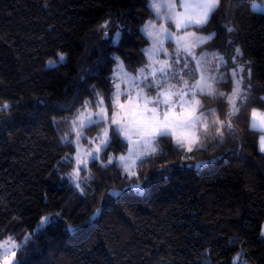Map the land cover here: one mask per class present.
Wrapping results in <instances>:
<instances>
[{"label":"trees","instance_id":"1","mask_svg":"<svg viewBox=\"0 0 264 264\" xmlns=\"http://www.w3.org/2000/svg\"><path fill=\"white\" fill-rule=\"evenodd\" d=\"M254 2L264 0H221L202 29L215 34L206 48L233 59L240 47L253 71L234 130L191 152L161 137V151L139 170L147 189L139 195L129 190L137 178L115 164L91 162L83 194L67 174L76 154L71 119L94 89L108 102L113 57L135 73L146 63L150 0H0V105H9L0 111V242L21 243L51 215L54 223L25 246L23 264H264V153L248 126L250 110L264 109V11ZM58 53L66 58L54 67ZM211 100L207 108L224 119L227 103ZM121 153L117 138L106 155Z\"/></svg>","mask_w":264,"mask_h":264},{"label":"snow or ice","instance_id":"2","mask_svg":"<svg viewBox=\"0 0 264 264\" xmlns=\"http://www.w3.org/2000/svg\"><path fill=\"white\" fill-rule=\"evenodd\" d=\"M220 5L221 0H179V5L176 0L166 3L150 0L149 7L164 23L157 28L154 22L149 21L142 28V32L151 40V47L142 50L148 58V64L138 70V76H132L124 69L123 61L119 57H113L116 68L111 79L116 90L108 97V104L105 105L103 94L94 89V100H85L71 120L75 139L69 142L76 145V155L75 167L67 176L82 194V184L91 179V176H81V172L87 171L90 161L95 163L99 160L102 167L115 164L127 177H136L137 182L131 186L143 192L144 189L138 182L139 170L148 162V157L159 153L161 137H169L178 148L191 152L193 148L205 146L204 141L211 129H215V137L220 140H223L226 131L230 133L234 130L232 118L239 115L241 105L249 99L251 87H244V76L239 75L244 72V67L237 65L233 69V86L229 92H225L218 85L227 82L224 74L220 73L221 65L226 66L227 61L219 53H209L206 50L199 54L196 52L197 48H202L213 40L214 33L199 35L198 30L210 22ZM254 10L264 11L262 8ZM169 24L174 25V30L168 27ZM100 27L106 30L108 23L105 22ZM228 31L233 29L229 28ZM103 34L105 37L108 35L107 31ZM120 37L119 31L114 32L112 43H118ZM166 42L174 44L172 53L165 47ZM235 51L237 55H242L239 48ZM160 53H164V59L158 58ZM57 55V60L48 62L54 67L66 58L63 53ZM182 58V68L177 71ZM122 83L125 85L123 88ZM121 97H124L123 102ZM204 97L223 99L227 103L229 107L224 119H221L215 108L204 111ZM261 99L264 100V97ZM93 103L95 111L92 110ZM109 107L112 109L111 115ZM8 108L6 103L0 105V111ZM248 126L251 131L259 133L258 151L264 153V109L250 110ZM95 127H99L100 131L89 139L85 133ZM117 138L126 148V153L107 156L108 149ZM64 139L68 140L67 134ZM81 141H87L89 146L83 153ZM102 154L106 156V162L101 159ZM108 195L118 196L120 193L111 191ZM100 211L98 208L96 215ZM51 223L54 220L44 216L21 243H17L13 237L0 242V264H23V252L31 242V237ZM68 230L75 229L68 226ZM17 252L21 253L19 259Z\"/></svg>","mask_w":264,"mask_h":264},{"label":"rangeland","instance_id":"3","mask_svg":"<svg viewBox=\"0 0 264 264\" xmlns=\"http://www.w3.org/2000/svg\"><path fill=\"white\" fill-rule=\"evenodd\" d=\"M158 2H161V3H166V2H169V0H158ZM176 2H177V5H179V0H176ZM253 6H254V8H262V9H264V3H259V2H254V4H253ZM153 10V9H152ZM178 10H179V8H178ZM164 11V9H162V12ZM153 13H154V17L152 18V19H150V20H148L145 24H147L149 21H152V22H154L155 24H156V27L157 28H159V26H160V24H162V23H164V20L163 19H160V18H157V16H156V14H155V12L153 11ZM144 24V25H145ZM168 27L170 28V29H172V30H174V25H172V24H169L168 25ZM191 30H196V29H191ZM198 34L199 35H205V36H207V35H209L210 33H206V32H204V31H202V29H200V30H198ZM148 40H149V43H148V45L146 46V48L145 49H148V48H150L151 47V40L148 38ZM206 45H204V46H202V48H197L196 49V52H197V54H199L202 50H206V51H208L209 53H219V55H221V56H223L224 57V60L225 61H227V65L225 66V65H221V67H220V73H222V74H224V76H225V79L227 80V82L225 83V82H221L219 85H218V87L222 90V91H226L225 90V86L226 85H228L229 83H231L232 84V81H231V72L233 71V69L234 68H236V66L237 65H241V66H243L244 67V72L243 73H239V75H241V76H244V83H243V86L244 87H247L248 85H251L250 84V80H251V77H252V68H251V66L249 65V63H248V61L245 59V58H243L242 57V55H243V52H242V50H241V48L240 47H238L239 49H240V52L242 53V55H237V54H234V57L233 58H235L234 60L233 59H230V58H227L223 53H221L219 50H214V49H209V48H206L205 47ZM165 47L168 49V52L169 53H172L173 52V49H174V44H172V43H170V42H166V44H165ZM146 56V55H145ZM159 59H164L165 57H164V53H160L159 54V57H158ZM120 60H122V59H120ZM231 60H232V65H231ZM123 61V60H122ZM123 64H124V62H123ZM146 64H148V58H147V56H146V63L144 64V66L146 65ZM182 64H183V58L181 59V64L180 65H178L177 66V68H176V70L177 71H179L181 68H182ZM158 66V65H157ZM192 65H191V63H190V67H191ZM124 69L130 74V75H132V76H138L139 75V72H131V71H129L127 68H126V66H125V64H124ZM249 72H250V75H249ZM187 78V77H186ZM121 79H123V77H121ZM232 86H233V84H232ZM121 87L123 88V87H125V85L122 83L121 84ZM115 88H114V92H115ZM152 94L154 95L155 94V92H154V90L152 91ZM104 96V95H103ZM90 100H92V99H90ZM93 100H94V98H93ZM104 100H105V105H107L108 104V102H107V99H106V97L104 96ZM124 101V97H121V102H123ZM212 100L210 99V98H208V97H204V98H202V103H204V111L205 112H207L209 109H211V108H215L216 109V111H217V113L220 115V112H219V110H218V108L217 107H215V106H211V107H208L207 108V106L209 105V103L211 102ZM229 107V106H228ZM92 110L93 111H95V104L93 103V106H92ZM111 112H112V109L109 107V115H111ZM77 113V112H76ZM75 113V114H76ZM74 116V115H73ZM220 117H221V115H220ZM73 118V117H72ZM221 119H223L222 117H221ZM72 120V119H71ZM71 131H72V126H71ZM99 131H100V129H99ZM98 131V132H99ZM97 132V133H98ZM96 133V134H97ZM87 136H88V138L89 139H91L92 137H94V136H96V134L94 135V136H91L90 135V133L88 132V131H86V133H85ZM224 139H225V136H224V138H223V140H220L219 138H216L215 137V129L213 128V129H211L210 131H209V133H208V135H207V139L204 141V143H205V146L204 147H200V148H193V150L194 149H207L208 147H210L211 145H214L215 143H218V142H222V141H224ZM81 145H82V149H81V152L83 153V151L85 150V149H87L89 146H88V143H87V141H81ZM159 149H160V151H161V145H160V140H159ZM159 151V152H160ZM123 154H125V153H121V154H112L111 156H119V155H123ZM76 155V154H75ZM152 157V156H151ZM101 158H102V155H101ZM149 158V157H148ZM90 163H91V161L88 163V166H87V169L89 168V165H90ZM207 162H206V160H201V161H199L195 166L197 167V165H200L199 167H197L198 169H200V168H203V165H205ZM124 173V172H123ZM81 174H82V172H81ZM141 187L144 189L143 190V192H140V191H137L135 188H133V187H131L129 190L130 191H132V192H135V193H137V194H139V195H144V194H146V192H147V189H146V187L144 186V185H141ZM120 193V192H119ZM49 217L50 218H52V216L51 215H49ZM49 225V224H48ZM47 225H45V227H46ZM16 241V240H15ZM17 242V241H16ZM18 243V242H17ZM18 253V252H17ZM244 264H248V263H244Z\"/></svg>","mask_w":264,"mask_h":264},{"label":"crops","instance_id":"4","mask_svg":"<svg viewBox=\"0 0 264 264\" xmlns=\"http://www.w3.org/2000/svg\"><path fill=\"white\" fill-rule=\"evenodd\" d=\"M262 233H264V226H263V230H262ZM264 235V234H263Z\"/></svg>","mask_w":264,"mask_h":264}]
</instances>
